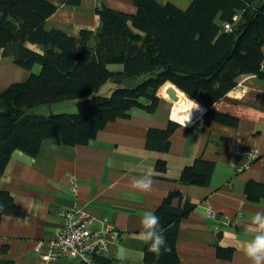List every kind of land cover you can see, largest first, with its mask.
I'll use <instances>...</instances> for the list:
<instances>
[{
	"label": "trees",
	"instance_id": "1",
	"mask_svg": "<svg viewBox=\"0 0 264 264\" xmlns=\"http://www.w3.org/2000/svg\"><path fill=\"white\" fill-rule=\"evenodd\" d=\"M79 2L0 0L1 56L29 72L24 80L0 92V177L15 150L34 157L45 140L86 145L108 123L130 117L133 109L155 112L160 103L158 92L166 83L188 99L195 100L203 92L217 103L236 86L240 75L264 79V0H192L185 9L170 2L133 0L134 13L106 4L97 7L100 23L94 31L81 29L71 35L45 27L59 4ZM35 65L38 72L32 70ZM116 65L119 69L112 68ZM108 81L113 84L110 93L99 94ZM59 103L72 104L76 110L35 111ZM202 123L236 127L238 118L207 108ZM180 126L168 120L164 128H149L145 147L167 152L171 135ZM214 166L196 157L181 169L178 182L209 186ZM154 169L165 172V160L157 159ZM244 193L249 200L264 197V184L248 181ZM174 199L180 204L174 205ZM194 208L179 190L167 193L152 213L166 229V246L171 251L162 249L156 259L145 243L143 264H181L176 250L179 224ZM3 216L23 218L24 212L9 191L0 189V219ZM233 251V247L216 246L215 253L230 260ZM59 258L63 257L54 261ZM94 259L109 264L105 256ZM0 264L14 262L0 259Z\"/></svg>",
	"mask_w": 264,
	"mask_h": 264
},
{
	"label": "crops",
	"instance_id": "2",
	"mask_svg": "<svg viewBox=\"0 0 264 264\" xmlns=\"http://www.w3.org/2000/svg\"><path fill=\"white\" fill-rule=\"evenodd\" d=\"M158 1L185 9L192 0ZM101 4L126 13L136 11L133 0L61 3L45 27L60 28L71 35L81 29L94 31L100 23L96 9ZM29 47L39 51L35 45ZM32 70L38 72L39 66ZM28 74L10 58L2 57L0 51V92ZM110 91L111 88L104 94ZM158 96L160 103L155 112L133 109L130 117L108 123L86 145L65 146L45 140L34 157L13 151L0 177V189L12 194L24 217L0 219L1 260H12L14 264H81L74 259L47 258L51 241L64 222L61 212L73 210L92 218L93 229L106 220L118 231L119 238H107L105 258L109 264H143L145 242L138 235L140 221L157 208L168 192L179 190L184 199L195 204L179 224L176 250L181 264H250L238 242L254 236L252 218L264 211V197L249 200L244 193L248 181L264 184V79L253 74L240 75L236 86L217 103L200 92L192 101L203 112L214 108L228 113L238 118L237 126L204 125L202 116H198L194 124L174 131L165 153L145 147L147 130L164 128L172 120V103L160 91ZM187 128L190 129L186 132ZM249 151L255 152L256 158L244 168ZM199 156L215 165L209 186L179 183L181 169ZM157 159L165 160V172L155 171ZM145 176L153 180L151 191L133 189V180ZM173 204L180 202L174 199ZM208 208L215 212L214 218L208 216ZM225 221L227 225L223 224ZM216 246L233 247L232 258L217 257Z\"/></svg>",
	"mask_w": 264,
	"mask_h": 264
},
{
	"label": "built area",
	"instance_id": "3",
	"mask_svg": "<svg viewBox=\"0 0 264 264\" xmlns=\"http://www.w3.org/2000/svg\"><path fill=\"white\" fill-rule=\"evenodd\" d=\"M229 28V25H225ZM256 158V153L249 151L245 154L243 167H248ZM74 190V188H73ZM64 222L56 239L51 241V248L47 258L54 261L57 257L74 259L81 264H98L96 256L107 254L108 236L119 238V233L113 230L106 220L101 221L99 228H91L94 220L84 213H76L73 210L61 212ZM207 214L211 218L215 217V212L207 209ZM227 225L228 222L223 223Z\"/></svg>",
	"mask_w": 264,
	"mask_h": 264
},
{
	"label": "clouds",
	"instance_id": "4",
	"mask_svg": "<svg viewBox=\"0 0 264 264\" xmlns=\"http://www.w3.org/2000/svg\"><path fill=\"white\" fill-rule=\"evenodd\" d=\"M193 103L195 104V109H197L198 105L194 101ZM190 116L188 117V122L190 121ZM152 185V178L145 176L135 178L131 186L135 190L149 192L152 189ZM140 223L141 231L138 235L148 245V252L154 254L156 259H159L162 254V249L171 251L166 246L167 241L164 235L166 229L161 228L160 219L157 215L148 212L143 216ZM251 225L255 234L247 241L238 242L239 250L247 257L250 264H264V211L257 212L253 216Z\"/></svg>",
	"mask_w": 264,
	"mask_h": 264
},
{
	"label": "bare ground",
	"instance_id": "5",
	"mask_svg": "<svg viewBox=\"0 0 264 264\" xmlns=\"http://www.w3.org/2000/svg\"><path fill=\"white\" fill-rule=\"evenodd\" d=\"M169 87V84L166 83L160 88V95L163 98L168 99L166 94V88ZM175 93L177 94V101L174 103L171 109V119L173 121L181 123L185 125L188 122V117L190 116V121L186 124L189 125L193 122L195 118L200 115L202 111L200 107L195 109V104L191 99H188L182 92L175 89Z\"/></svg>",
	"mask_w": 264,
	"mask_h": 264
},
{
	"label": "rangeland",
	"instance_id": "6",
	"mask_svg": "<svg viewBox=\"0 0 264 264\" xmlns=\"http://www.w3.org/2000/svg\"><path fill=\"white\" fill-rule=\"evenodd\" d=\"M109 88H111V90L113 88V84L111 81H108L105 84H103L100 87L98 93L104 94L108 91ZM75 108L76 107L73 106L72 104L59 103V104H53V105L40 106V107H37L35 111L41 114H49L51 112H54V114H56V113H61V112H70L71 110H76ZM194 123H195V119H194V122H192V124ZM178 124H180L181 126H187V125H182L181 123H178Z\"/></svg>",
	"mask_w": 264,
	"mask_h": 264
},
{
	"label": "water",
	"instance_id": "7",
	"mask_svg": "<svg viewBox=\"0 0 264 264\" xmlns=\"http://www.w3.org/2000/svg\"><path fill=\"white\" fill-rule=\"evenodd\" d=\"M169 84V83H168ZM175 89L178 90L177 88H175L173 85L169 84V87L166 88V94L168 96L169 101L172 103V106L174 105V103L177 101V94L175 93ZM179 91V90H178ZM181 92V91H180ZM166 99V98H165ZM172 109V108H171ZM204 112L201 111L199 116H202ZM219 236L221 235V233L218 234Z\"/></svg>",
	"mask_w": 264,
	"mask_h": 264
}]
</instances>
